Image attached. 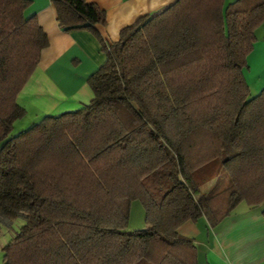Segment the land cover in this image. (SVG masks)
Instances as JSON below:
<instances>
[{
	"label": "trees",
	"instance_id": "trees-1",
	"mask_svg": "<svg viewBox=\"0 0 264 264\" xmlns=\"http://www.w3.org/2000/svg\"><path fill=\"white\" fill-rule=\"evenodd\" d=\"M225 1L178 0L108 44L97 5L50 0L60 29L94 32L107 59L88 105L10 138L49 39L30 0H0V218L25 220L3 264H199L182 224L264 206V89L250 98L244 75L264 0ZM222 169L232 185L208 196ZM136 200L149 227L127 232Z\"/></svg>",
	"mask_w": 264,
	"mask_h": 264
},
{
	"label": "crops",
	"instance_id": "crops-1",
	"mask_svg": "<svg viewBox=\"0 0 264 264\" xmlns=\"http://www.w3.org/2000/svg\"><path fill=\"white\" fill-rule=\"evenodd\" d=\"M30 1L25 15L27 18L37 17L48 36L49 46L42 51L40 62L20 93L18 103L26 110V115L28 109L39 111L44 116L77 111L93 99L88 79L106 62L102 44L90 30L65 32L60 29L50 0ZM86 1L106 13V25H98L96 30L106 43L114 44L119 41L124 28L132 26L140 18L165 11L178 0ZM235 1L226 0L225 4L228 6ZM255 34L257 41L247 59L250 73L245 75L249 85L253 84V78H261L254 77L252 71L264 49V23ZM263 211L264 206L253 213L245 210L233 215V212L216 228L210 227L207 219L201 217L182 224L178 234L195 241L199 264H264Z\"/></svg>",
	"mask_w": 264,
	"mask_h": 264
},
{
	"label": "rangeland",
	"instance_id": "rangeland-1",
	"mask_svg": "<svg viewBox=\"0 0 264 264\" xmlns=\"http://www.w3.org/2000/svg\"><path fill=\"white\" fill-rule=\"evenodd\" d=\"M226 7L227 4H225V8ZM248 71L249 70L247 66L244 70L245 73L244 75H246ZM252 75H254V77L257 76L261 78L252 79L251 83L253 84L249 85L250 98L256 97L264 89V49L262 50L260 57L257 59V62H255V65L253 66ZM44 117L45 116L39 111L28 109V114L14 123V128L10 135V138L17 136L24 131H27L34 124L41 122L44 119ZM231 185H232L231 177L228 175V173L225 170L222 169L219 176L216 179H213L212 181L204 185L202 190L208 196H212L228 188ZM261 207L262 206H259V208L252 209L245 202H243L233 211L234 212L233 215L240 214L242 211L245 210H252V213L255 211L257 212L258 210H261ZM130 211L131 214H130L129 225L125 229L127 232L146 229L149 227L146 222L145 209L140 201L138 200L133 201L131 203ZM0 220H1L0 264H3L4 261L3 248L17 235L21 227L25 224V220L22 218H17L14 220H4L3 218H0Z\"/></svg>",
	"mask_w": 264,
	"mask_h": 264
}]
</instances>
